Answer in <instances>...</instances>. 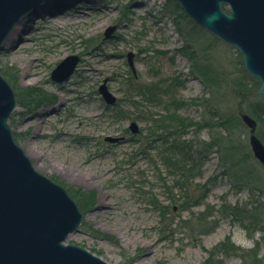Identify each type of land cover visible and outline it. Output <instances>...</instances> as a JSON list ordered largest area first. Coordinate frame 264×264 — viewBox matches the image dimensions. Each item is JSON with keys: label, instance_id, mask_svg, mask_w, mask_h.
Instances as JSON below:
<instances>
[{"label": "rangeland", "instance_id": "obj_1", "mask_svg": "<svg viewBox=\"0 0 264 264\" xmlns=\"http://www.w3.org/2000/svg\"><path fill=\"white\" fill-rule=\"evenodd\" d=\"M175 2L42 3L0 49V73L17 103L7 121L14 140L36 170L76 202L82 219L66 243L108 264H203L208 256L218 264H240L239 252L221 250L223 243L253 248L258 258L264 253V167L240 117L255 108L264 118V94L258 88L249 93L254 76L241 53ZM109 27L114 30L105 37ZM71 54L79 56L72 74L50 81L56 64ZM205 67L203 76L198 69ZM104 79L116 97L112 106L98 92ZM32 87L44 95L39 103L25 97ZM219 114L231 119L234 150L226 143L206 145L226 135L204 124ZM173 115L179 119L161 127L179 124L175 135L195 153L198 166L187 186L161 162L169 148L166 129L154 136L147 130ZM132 120L140 129L136 135L128 129ZM106 136L124 138L111 143ZM81 195L91 197L84 208ZM248 215L255 222L243 218ZM127 255L130 262L122 260Z\"/></svg>", "mask_w": 264, "mask_h": 264}, {"label": "water", "instance_id": "obj_2", "mask_svg": "<svg viewBox=\"0 0 264 264\" xmlns=\"http://www.w3.org/2000/svg\"><path fill=\"white\" fill-rule=\"evenodd\" d=\"M44 1L0 0V49L8 33ZM176 1L194 22L241 53L244 69L259 81L257 93L264 94V0ZM113 30L107 28L105 37ZM126 56L135 74L133 53ZM78 62V55L66 56L50 72L49 80L65 81ZM106 81L98 92L112 106L116 97ZM16 105L14 90L0 73V264H108L86 248L66 243L82 214L66 189L37 171L14 140L7 121ZM240 117L249 131L252 154L264 167V144L255 133L256 121L248 113ZM128 129L139 133L136 121H130ZM123 138L106 136L105 140L116 143Z\"/></svg>", "mask_w": 264, "mask_h": 264}, {"label": "trees", "instance_id": "obj_3", "mask_svg": "<svg viewBox=\"0 0 264 264\" xmlns=\"http://www.w3.org/2000/svg\"><path fill=\"white\" fill-rule=\"evenodd\" d=\"M176 6H178V4L175 2ZM200 72L202 70L203 76H205V73H207L206 67L203 69H198ZM245 73V72H244ZM7 78L8 75L6 74ZM206 78V77H205ZM9 79V78H8ZM253 81L254 84L252 85V89H250L251 91H249L250 94H252L253 89H257L259 86V81L257 79H255L253 77ZM235 86L237 87V82L235 83ZM31 91V92H30ZM27 94H26V98H30L32 100H34V102H38L40 100L44 99V95L42 92H39V90H37L36 88L32 87L29 90H26ZM20 100L18 101V103H20ZM39 103V102H38ZM36 103V104H38ZM262 110H256L255 108L250 109L249 111V115L251 117H253L256 121V135L257 137L262 141V143L264 144V131L260 130V125L264 124V118H263V114H262ZM169 119L171 122L178 120L179 118L175 115L173 116H165L163 118H161L160 120H158V124L159 126H157V124H154V127H148V134L150 136H154L156 131H158L160 128L161 129H166L165 127H161L164 126L163 121ZM218 121H213L210 120L207 123H204L205 125H208L210 127H216L218 130H222L226 133V135L220 136L221 139L220 140L218 137L216 138L215 136H213V139L211 142H209L206 145L209 146H213L219 143H222V145L224 146L225 143L226 145H228V149L229 150H234L235 149V145L231 144L230 142L233 141V132L231 130V119H229V117H224L222 115L219 114L218 117ZM181 121V119H180ZM162 123V124H160ZM182 123V122H181ZM257 123L258 128H257ZM170 125V126H169ZM168 128L166 129V138L164 140L165 144L169 145L168 151H166L163 155V157L161 158V162L162 164L166 167V169L168 170V172L170 174L176 175L179 177V181L176 180L177 183H179L181 180H184V184L187 186L189 183L191 184V182L193 181V178L198 175L196 174L195 170L196 168H198L197 164L194 162V154L191 151V148L184 144L183 140L180 139V136H176V126L179 124H169ZM158 127V128H157ZM189 149L191 152H189ZM200 153V151L198 152V154ZM174 154V155H173ZM175 154H178L180 156H175ZM200 173V172H199ZM176 176V177H177ZM191 180V181H190ZM175 182V183H176ZM93 197V196H92ZM89 195H86L85 197H79L78 199V204L81 207H85L86 205L89 204ZM243 218H248L250 219L251 222H255V220L253 219V217L251 215H248L246 217ZM243 226L245 227L246 225L243 223ZM248 228V225L247 227ZM221 250H227L230 251L232 250L233 252H239V256L241 257L242 262L240 264H264V253L261 255L260 258L257 257V255L259 254L256 253V251H254L253 248H249V249H243V248H239L237 246H235L233 243L232 244H226L223 243L220 246ZM212 254L209 251V255ZM122 260H127L128 262H130L129 256H122ZM219 260H215L213 259V257H209L204 261L203 264H218Z\"/></svg>", "mask_w": 264, "mask_h": 264}, {"label": "bare ground", "instance_id": "obj_4", "mask_svg": "<svg viewBox=\"0 0 264 264\" xmlns=\"http://www.w3.org/2000/svg\"><path fill=\"white\" fill-rule=\"evenodd\" d=\"M58 0H46L44 1L43 4H46L47 6H51L53 3L57 2ZM51 4V5H50ZM40 7V6H39ZM50 8V7H49ZM35 10V9H34ZM32 11V10H31ZM30 11V12H31ZM25 16H28V14H26ZM24 16V17H25ZM23 19V18H22ZM19 24V23H18ZM18 24L8 33V35L6 36L5 40L3 41V43H11V41L14 39L15 35L18 33ZM17 46H19V44L17 43ZM27 155V152H26ZM35 167V166H34ZM36 169V168H35ZM78 174H82L81 171H78Z\"/></svg>", "mask_w": 264, "mask_h": 264}]
</instances>
